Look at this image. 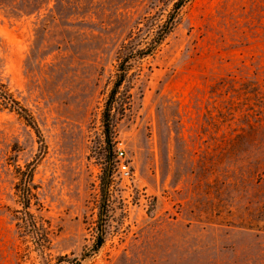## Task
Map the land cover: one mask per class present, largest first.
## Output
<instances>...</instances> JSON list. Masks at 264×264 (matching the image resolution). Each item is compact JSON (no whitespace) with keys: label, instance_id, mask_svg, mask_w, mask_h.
<instances>
[{"label":"rangeland","instance_id":"374dc122","mask_svg":"<svg viewBox=\"0 0 264 264\" xmlns=\"http://www.w3.org/2000/svg\"><path fill=\"white\" fill-rule=\"evenodd\" d=\"M177 0H0V264H40L18 223L22 194L48 257L83 264H264V0H191L102 113L124 46L144 48ZM123 143L130 175L119 171Z\"/></svg>","mask_w":264,"mask_h":264},{"label":"trees","instance_id":"16d2710c","mask_svg":"<svg viewBox=\"0 0 264 264\" xmlns=\"http://www.w3.org/2000/svg\"><path fill=\"white\" fill-rule=\"evenodd\" d=\"M190 1L191 0L176 1L168 18L158 27L153 38L146 47L136 49L132 46H124L126 51L122 53L121 60L118 63L115 80L102 113L104 133L108 145H111L113 141L114 123L116 118V114L114 113L115 104L117 103L120 90L126 82L128 74L132 69V61L152 55L158 49L162 42L175 28L180 10ZM0 101L5 108H8L10 111H15L18 115H20L26 123L34 129L37 136L44 144L43 134L34 116L25 106L21 104L19 100L15 98L9 89L0 87ZM106 159L107 162L110 163V166L105 168L104 175L102 176L98 232L94 243L90 247H86L80 256L60 255L53 259L45 254V249L49 242L46 227L43 223L39 222L30 211L31 200L27 193L23 192L21 202L23 217L20 218L21 221L18 225L20 230L26 235H29L32 239L35 249L41 258L40 264H83V261L86 258L95 254L104 244L105 230H103L102 227L105 226L107 221L109 185L112 181V165L115 163V157L112 153H110Z\"/></svg>","mask_w":264,"mask_h":264},{"label":"built area","instance_id":"2783aa9c","mask_svg":"<svg viewBox=\"0 0 264 264\" xmlns=\"http://www.w3.org/2000/svg\"><path fill=\"white\" fill-rule=\"evenodd\" d=\"M116 154H117V159H119V163H118L119 171L122 173V175L128 177L130 175V170H129V165L127 164V162L123 160V158L125 157L126 151H125V147L122 142L117 143Z\"/></svg>","mask_w":264,"mask_h":264}]
</instances>
